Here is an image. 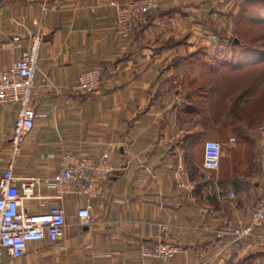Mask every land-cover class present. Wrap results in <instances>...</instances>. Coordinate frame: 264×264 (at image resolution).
I'll return each instance as SVG.
<instances>
[{
  "label": "crops",
  "instance_id": "crops-1",
  "mask_svg": "<svg viewBox=\"0 0 264 264\" xmlns=\"http://www.w3.org/2000/svg\"><path fill=\"white\" fill-rule=\"evenodd\" d=\"M130 1L0 0L1 69L42 39L35 126L17 154L18 105H0V177L13 162L16 176L42 181L35 193L45 198L25 199L29 212L59 205L67 215L61 239L31 241L4 264H264V225L240 241L232 233L251 222L264 195V117L231 113L234 98L252 104L264 84L249 83L250 97L227 92L236 87L216 60L223 46L210 50L224 37L194 29L208 13L222 14L219 0H162L142 33L120 37L116 14ZM93 67L103 70V92H74ZM209 139L223 145L217 170L203 164ZM104 153L115 170L97 197H58L44 182L67 154L99 161ZM88 204L92 222L84 225L78 211ZM161 238L181 251L169 260L142 256V241Z\"/></svg>",
  "mask_w": 264,
  "mask_h": 264
},
{
  "label": "built area",
  "instance_id": "built-area-1",
  "mask_svg": "<svg viewBox=\"0 0 264 264\" xmlns=\"http://www.w3.org/2000/svg\"><path fill=\"white\" fill-rule=\"evenodd\" d=\"M161 2L162 0H132L120 5L114 27L116 34L120 37H132L142 33L149 25L153 12L160 8ZM41 41V36H36L20 59L9 68H0V105H18V119L12 139L16 154L20 152L22 143L35 126L37 110L33 103V93ZM103 85V70L99 67L88 68L79 75L74 92L87 96L99 95L103 92ZM260 130L261 143L264 145V124ZM222 155V143L216 139L207 140L204 148V167L208 170L219 169ZM114 170L110 153H104L99 161L85 154H67L60 171L44 182L57 189L58 197L64 193H72L93 198L102 193L103 182ZM41 182V179L35 177L16 176L13 162L0 177V264L5 263L6 254L9 258L22 257L31 241L48 239L56 242L64 235L67 215L63 207L53 205L40 212H29L25 208V199L45 198L35 193V187ZM229 195L234 196V193ZM42 205L46 204L43 202ZM78 216L82 224H90L91 205L81 207ZM263 225L264 195L254 205L251 222L233 229L234 240L240 241L252 235L256 228ZM164 233L168 236L167 227ZM140 248L142 256L162 260L172 259L181 251L179 245L165 238L144 240Z\"/></svg>",
  "mask_w": 264,
  "mask_h": 264
},
{
  "label": "rangeland",
  "instance_id": "rangeland-1",
  "mask_svg": "<svg viewBox=\"0 0 264 264\" xmlns=\"http://www.w3.org/2000/svg\"><path fill=\"white\" fill-rule=\"evenodd\" d=\"M212 1V3L214 4L218 3V9L222 8V14H220V16L219 14L212 16L211 12L208 13V21L206 20L207 24L203 25V27L194 26V29H196L197 33H207L210 35L214 34L219 36V38L221 36L224 37V40L221 41V43H212L210 45L211 52H216L217 50H219L220 46H223L219 55L220 58L216 59L218 61V64L223 62L224 64H227L229 66L236 67L240 64L242 65L241 69L251 65L252 68H249L250 70H244L242 72L243 74H235L231 70L223 74V80L226 83L231 84L233 81L236 82L237 89L235 88L234 90H229L230 94L239 95L244 93L246 94V97H250L251 93L255 94L256 90L245 92L244 88L248 87V82L251 83L253 82V80H256L257 82L262 81L261 84H258V86L264 84V14H262L264 13L263 6L258 4L256 6L249 4L246 15H244L243 18L240 19L239 15L242 12L243 7L245 6V0H219V2L217 1L216 3V0ZM259 11H261V15L263 16H256ZM234 12H237V14L234 15ZM221 15H224V17H222ZM255 48H258L262 53L256 52ZM246 49L250 50L246 51ZM247 58L254 60V62L250 64ZM214 60L215 58L212 59V62H214ZM261 88H263V86ZM256 93L258 97L256 98V100L253 98L254 102L252 104H248V102L251 101L243 98L241 99V103L244 104L238 106L237 103H235V101L237 100L234 98V105L231 110L233 117H264V90L256 91Z\"/></svg>",
  "mask_w": 264,
  "mask_h": 264
},
{
  "label": "trees",
  "instance_id": "trees-1",
  "mask_svg": "<svg viewBox=\"0 0 264 264\" xmlns=\"http://www.w3.org/2000/svg\"><path fill=\"white\" fill-rule=\"evenodd\" d=\"M261 5V6H263V11H264V0H245V6L243 7V9H242V12L240 13V15H239V18L240 19H242L243 18V16L244 15H246V12L248 11V5ZM256 10V9H255ZM258 10V9H257ZM262 14H264V13H262ZM258 15H261V11H259L258 13H257V15L256 16H258ZM261 16H263V15H261ZM151 18H152V16L150 17V20H151ZM251 48V47H250ZM254 49V48H253ZM250 49H246V51H249ZM255 51L256 52H261V51H259V49L258 48H255ZM262 53V52H261ZM247 60H248V62L251 64V63H253L254 62V60H251L250 58H247ZM250 60V61H249ZM245 62H247V61H245ZM244 62V63H245ZM226 65V67H228V70L230 69L232 72H234L235 74L237 73V74H243L242 72L244 71V70H250L249 68H252L251 67V65L250 66H248V67H245V68H242L241 69V66L242 65H238L237 67L236 66H229V65H227V64H225ZM244 65H246V64H244ZM246 68H248V69H246ZM240 71V72H239ZM253 81H256V80H253ZM257 82V81H256ZM261 82L262 81H258L257 82V85L258 84H261ZM248 83H250V82H248ZM251 83H253V82H251ZM228 84V83H227ZM238 84V83H237ZM230 85H232V87L235 85V87L237 86L236 85V82L235 81H233ZM263 85V84H262ZM234 87V88H235ZM249 87V86H248ZM246 87L245 88V92H248V91H251L250 89H251V87ZM232 90H234V89H232ZM263 90V89H262ZM227 92H229V90H227ZM245 96H246V94H245ZM246 117V116H245ZM249 117V116H248ZM250 117H253V116H250Z\"/></svg>",
  "mask_w": 264,
  "mask_h": 264
}]
</instances>
